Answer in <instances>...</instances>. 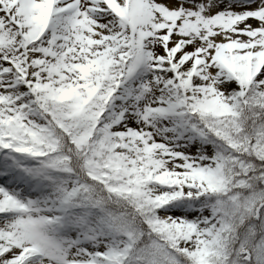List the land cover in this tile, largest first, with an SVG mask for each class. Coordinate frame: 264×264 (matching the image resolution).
I'll return each instance as SVG.
<instances>
[{
  "label": "snow or ice",
  "instance_id": "obj_1",
  "mask_svg": "<svg viewBox=\"0 0 264 264\" xmlns=\"http://www.w3.org/2000/svg\"><path fill=\"white\" fill-rule=\"evenodd\" d=\"M0 264H264V0H0Z\"/></svg>",
  "mask_w": 264,
  "mask_h": 264
}]
</instances>
